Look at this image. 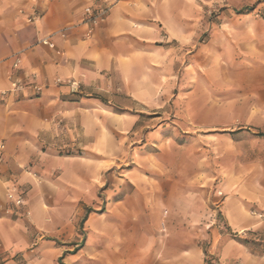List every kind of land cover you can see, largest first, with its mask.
<instances>
[{"label": "crops", "instance_id": "0c3cea01", "mask_svg": "<svg viewBox=\"0 0 264 264\" xmlns=\"http://www.w3.org/2000/svg\"><path fill=\"white\" fill-rule=\"evenodd\" d=\"M109 1L108 18L90 28L81 23L87 0H0V143L6 145L0 165V264H87V246L73 249L70 228L83 214L80 206L92 202L99 157L121 153L117 134H140L147 126H139L141 113L169 103L177 86L189 84L194 68L200 81L207 80L201 62L189 58L193 51L199 59L204 9L216 0ZM43 37L56 48L42 44ZM252 112L254 132L264 131V94L252 96ZM152 115L160 119L149 135L158 137L171 123L166 115ZM258 145L254 140L257 192L248 197L255 201L253 211L241 176L226 179L221 211L241 238L248 230L264 232ZM64 149L84 155L63 154ZM141 166L150 168L144 160ZM138 169L128 177L142 180ZM17 195L24 198L22 206L12 201ZM208 214L198 207L185 215L152 213L147 232L142 215L132 212L128 239L134 264H207L202 240L209 228L208 251L217 264H264V254L216 233ZM100 232L97 261L112 264L122 233L114 224Z\"/></svg>", "mask_w": 264, "mask_h": 264}, {"label": "rangeland", "instance_id": "374dc122", "mask_svg": "<svg viewBox=\"0 0 264 264\" xmlns=\"http://www.w3.org/2000/svg\"><path fill=\"white\" fill-rule=\"evenodd\" d=\"M204 11L199 59L193 51L189 59L201 62L206 82L198 79L194 68L189 84L177 86L169 103L141 113L139 126H147L140 134H117L121 153L99 157L101 172L94 180L92 202L80 206L83 214L70 228L73 249L87 246V264H99L100 230L113 224L123 239L112 264H134V247L128 239L132 212L142 215V230L149 232L152 213L154 217L170 211L185 215L194 207L211 213L216 233L242 242L255 255L264 254V232L248 230L241 238L228 227L221 211L231 174L241 176L248 211L255 209V201L248 198L257 192L254 140H259V164L264 169V131L254 132L252 112V96L264 94V0H216ZM153 112L166 115L171 123L158 137L149 135L160 119ZM61 152L84 155L78 150ZM142 160L150 168H142ZM137 168L143 179H130V171ZM111 201L117 218L112 217ZM206 232L202 246L207 264H217L208 251L211 228Z\"/></svg>", "mask_w": 264, "mask_h": 264}, {"label": "built area", "instance_id": "2783aa9c", "mask_svg": "<svg viewBox=\"0 0 264 264\" xmlns=\"http://www.w3.org/2000/svg\"><path fill=\"white\" fill-rule=\"evenodd\" d=\"M88 3L86 7L84 8L83 11V19L81 21L82 24L91 27L97 26L103 21H105L108 16L109 12L112 7V2L109 0H87ZM40 42L49 48L53 49L56 48V44L54 41L51 40L50 37H43L40 39ZM57 82L60 83L62 82L61 79H57ZM68 83L72 84L74 88H78V84H76L74 81H69ZM38 90H41V87L37 86ZM5 143H0V165L3 163V152L5 150ZM23 196L22 195H17L16 197L13 198V203L17 206H22L23 205Z\"/></svg>", "mask_w": 264, "mask_h": 264}]
</instances>
